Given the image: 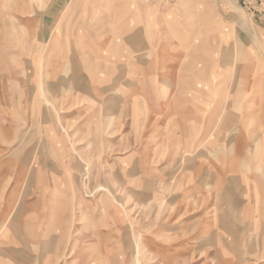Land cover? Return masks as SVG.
Segmentation results:
<instances>
[{"label": "rangeland", "instance_id": "obj_1", "mask_svg": "<svg viewBox=\"0 0 264 264\" xmlns=\"http://www.w3.org/2000/svg\"><path fill=\"white\" fill-rule=\"evenodd\" d=\"M0 264H264V0H0Z\"/></svg>", "mask_w": 264, "mask_h": 264}, {"label": "crops", "instance_id": "obj_2", "mask_svg": "<svg viewBox=\"0 0 264 264\" xmlns=\"http://www.w3.org/2000/svg\"><path fill=\"white\" fill-rule=\"evenodd\" d=\"M104 58H102V59H104V61H110V59L107 57V55H102ZM101 56V57H102ZM260 245V250L258 251V253H263V244H259ZM262 245V246H261Z\"/></svg>", "mask_w": 264, "mask_h": 264}, {"label": "bare ground", "instance_id": "obj_3", "mask_svg": "<svg viewBox=\"0 0 264 264\" xmlns=\"http://www.w3.org/2000/svg\"><path fill=\"white\" fill-rule=\"evenodd\" d=\"M137 261V260H136Z\"/></svg>", "mask_w": 264, "mask_h": 264}]
</instances>
